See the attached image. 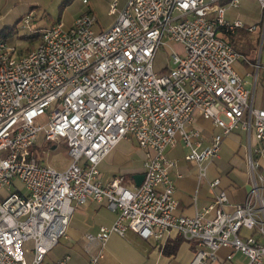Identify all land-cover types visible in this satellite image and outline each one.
Masks as SVG:
<instances>
[{"label": "built area", "instance_id": "built-area-1", "mask_svg": "<svg viewBox=\"0 0 264 264\" xmlns=\"http://www.w3.org/2000/svg\"><path fill=\"white\" fill-rule=\"evenodd\" d=\"M81 1L88 7V0ZM256 1L263 30L264 0ZM240 2L127 0L118 8L114 1L109 13L116 17L99 32L90 9L68 27L57 21L40 29H30L27 13L17 26L40 32L32 49L21 53L0 37V264H27L28 241L30 264H42L77 206L90 202H103L115 218L85 234L87 245L95 246L87 264H102L109 237L128 230L145 240L174 232L191 241L187 264H213L222 248L228 249L224 260L240 252L246 264H262L264 178L257 170L264 158V106H254L253 98L264 54L259 50L251 62L223 37L257 28L227 18ZM171 42L182 46V54L170 48V66L157 74L154 54ZM239 61L250 68L245 75L234 67ZM197 114L219 129L201 150L200 130L192 125ZM41 116L42 126L36 122ZM235 129L249 138L251 190L244 201L226 210V192L215 177L208 182L213 194L206 205L191 216L177 214L169 175L174 163L166 148L180 140L201 183ZM123 139L145 152L139 186H126L121 176L104 183L99 178L100 162ZM58 143L70 156L63 170L44 162L43 148Z\"/></svg>", "mask_w": 264, "mask_h": 264}, {"label": "crops", "instance_id": "crops-1", "mask_svg": "<svg viewBox=\"0 0 264 264\" xmlns=\"http://www.w3.org/2000/svg\"><path fill=\"white\" fill-rule=\"evenodd\" d=\"M126 1L122 0L118 4V8H121ZM255 4L256 17L252 21L242 19L240 17L242 12L248 14L250 8ZM226 13H229V16L227 15L229 19L237 17L246 24H260L258 22L261 11L256 0H241L237 8L228 9ZM102 30L105 29H99L96 32ZM239 31L246 30L240 29L236 33L239 34ZM246 32L253 33V38L257 39V44L260 42L258 51L260 50L263 55L264 29L258 28ZM242 55L245 56V54ZM249 60L252 62L254 58ZM239 63L241 72L237 71L245 75V72H248L250 68L243 61H239ZM246 79L248 82L251 80L250 77ZM258 85H260L264 94V73L261 74L256 86ZM258 106H264V102ZM192 125L194 128L199 129L201 133L199 150L209 144L212 134L219 131L210 121L203 119L200 114L195 116ZM248 140L247 133L241 129H235L228 133L221 143L218 156L207 165L206 178L201 183L197 180L196 163L187 161L184 158L187 152L184 144L178 140L172 147L166 148V158L174 163L169 175L174 180L173 197L176 201L175 211L177 214L191 216L206 205L213 194L208 182L215 177H219V175L220 186L223 187L227 196L226 210H231L235 204L244 201L251 190V175L246 162ZM221 152L232 153L231 156L227 157L225 167L222 166L223 155ZM144 155L145 152L137 146L133 139L121 140L100 162L98 166L99 178L104 183L109 181L110 178L121 176L126 186H134L133 176L144 172L142 163ZM261 164L262 166L257 171L263 176L264 158L261 160ZM229 176L232 180L228 179ZM114 216L115 213L107 209L103 202H90L77 206L70 218L66 234L45 254L42 264H54L63 256H69L66 264H87L90 255L95 250V246L87 245L85 234L96 233L100 226L110 225L114 221ZM165 245L174 247L172 254L166 255L163 252ZM222 249L218 251L219 256L216 253L217 260L213 264H227V261L229 264H246L247 260L240 252H233L231 260H224V253L226 254L228 249ZM193 251L194 244L191 241L184 240L174 232L163 240H145L137 233L128 230L123 236L112 234L109 237L101 262L102 264H187ZM262 264H264V260Z\"/></svg>", "mask_w": 264, "mask_h": 264}, {"label": "rangeland", "instance_id": "rangeland-1", "mask_svg": "<svg viewBox=\"0 0 264 264\" xmlns=\"http://www.w3.org/2000/svg\"><path fill=\"white\" fill-rule=\"evenodd\" d=\"M88 7L83 4L81 0H0V30L4 27L13 26L17 20L25 13H30L32 20L30 22V29L32 28H43L48 24L61 22L65 27L72 24L74 18L84 12L86 9H90L94 14L96 22L93 26L94 31L99 29L108 28L114 21L116 14L109 13L111 4L116 1V4L122 2V0H88ZM256 4L250 8L249 13L242 12L240 16L242 19L252 21L255 16ZM232 10V9H231ZM240 12V11H239ZM229 16V13L227 14ZM261 28V25H257ZM256 28V30L258 29ZM247 31V30H246ZM26 28H20L16 25V34L9 35V43L14 45L18 51L24 53L32 49L37 41L29 43L27 40L20 39L21 35L27 34ZM238 33L233 34L236 36ZM239 36V34H238ZM253 33H245L244 39L247 46L250 48L244 49L245 57L247 59H256L259 43H255L252 40ZM226 39V38H224ZM170 48H172L178 55L182 54V46L179 43H170L167 46L160 47L155 52L153 57V70L157 74L163 73L165 69L170 66ZM234 66L238 71L241 72L240 63L237 62ZM250 87V86H249ZM251 88V87H250ZM264 102V94L260 85L256 86L254 93L253 104L258 106ZM37 124H46L45 116L38 117L36 119ZM43 137V132L38 134V141ZM51 146H45L44 162L57 170H63L70 163V156H68L66 145L64 143H58L55 148L51 149ZM222 156V166L225 167L227 157L231 156L232 153L224 152ZM221 166V167H222ZM224 169V168H223ZM223 171V170H222ZM222 175V173H220ZM224 176V175H223ZM264 176V172H263ZM232 177V176H231ZM220 178V175H219ZM229 180H232L230 176ZM32 241H28L25 244V258L26 263L30 264L32 260ZM226 250V249H222ZM217 255L219 256L218 252ZM225 256V253H224ZM223 256V258H224ZM227 264L228 261L226 262Z\"/></svg>", "mask_w": 264, "mask_h": 264}, {"label": "trees", "instance_id": "trees-1", "mask_svg": "<svg viewBox=\"0 0 264 264\" xmlns=\"http://www.w3.org/2000/svg\"><path fill=\"white\" fill-rule=\"evenodd\" d=\"M17 22L18 20L16 21V23L11 26V27H4L0 30V37L3 38V39H9V35L10 34H16V25H17ZM51 24V23H50ZM48 24V25H50ZM39 29V28H38ZM40 32L38 31H33L31 33H27V34H24V35H21L20 36V39H23V40H27L29 43H33L35 41L38 40L39 38V34ZM236 33V32H235ZM234 33V34H235ZM245 33H248L246 31H239V36L237 34L236 38L233 34H225V36H223L224 38H226L225 40L237 51L239 52L240 54H245L243 52L244 49H249L250 47L246 45L245 43V37H244V34ZM250 34V33H249ZM252 40L257 43V39L253 38L252 36ZM172 245H165L163 247V252L166 254V255H170L173 253V250H174V247H171Z\"/></svg>", "mask_w": 264, "mask_h": 264}, {"label": "water", "instance_id": "water-1", "mask_svg": "<svg viewBox=\"0 0 264 264\" xmlns=\"http://www.w3.org/2000/svg\"><path fill=\"white\" fill-rule=\"evenodd\" d=\"M52 148H53V146H52ZM143 178H144L143 174H137V176L134 175L133 176L134 185L139 186L141 184Z\"/></svg>", "mask_w": 264, "mask_h": 264}]
</instances>
